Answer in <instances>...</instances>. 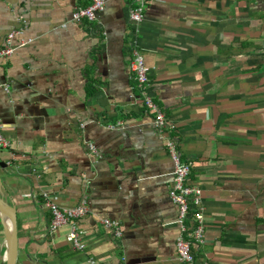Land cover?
I'll use <instances>...</instances> for the list:
<instances>
[{"label": "crops", "instance_id": "0c3cea01", "mask_svg": "<svg viewBox=\"0 0 264 264\" xmlns=\"http://www.w3.org/2000/svg\"><path fill=\"white\" fill-rule=\"evenodd\" d=\"M87 4L0 0V47L24 24L0 60L15 264H181L172 162L128 66V1L72 21ZM137 43L148 91L191 162L188 183L201 190L196 264H264V0H147ZM43 193L61 208L83 202L87 214L50 233ZM73 226L79 246L66 240ZM5 249L0 221V264Z\"/></svg>", "mask_w": 264, "mask_h": 264}, {"label": "built area", "instance_id": "2783aa9c", "mask_svg": "<svg viewBox=\"0 0 264 264\" xmlns=\"http://www.w3.org/2000/svg\"><path fill=\"white\" fill-rule=\"evenodd\" d=\"M88 4L84 7H76L71 13L72 21H80L85 19L88 22L96 20L97 14L104 8L105 0H87ZM128 1V25L130 28L128 43L130 49L129 69L132 72L133 88L137 93L136 99H139L141 106H143L146 113H153L152 124L156 128L158 134L163 136L164 145L167 150L173 166L172 182L169 187V196L171 200L177 205L176 224L178 233L175 238V254L176 259L181 264H196L195 251L199 244L203 242V205L201 190L196 185L188 183V176L191 171V162L183 159L177 145V139L173 137L170 131L166 128L165 119L162 111L159 109L157 103L153 100L148 91L149 68L145 65L143 56L138 48L137 33L139 25L143 17V11L147 0H127ZM20 27L10 30L4 39L3 45L0 47V60L10 56L13 52L12 41L15 36L23 33ZM28 38L22 44L30 42ZM91 153H95L91 143H87ZM9 142L2 133L0 126V148H8ZM33 171V172H32ZM31 173L34 179L39 181L40 174L32 169ZM44 196V205L48 208L50 213L48 229L50 233L66 224L67 222H74L80 217L87 214V207L83 202L71 207L61 208L55 205L46 195ZM103 227L112 232L114 237L119 238L122 230L117 221L112 219H103ZM66 240L72 246H79L78 236L75 232L74 226L72 230L66 235Z\"/></svg>", "mask_w": 264, "mask_h": 264}, {"label": "water", "instance_id": "95a60500", "mask_svg": "<svg viewBox=\"0 0 264 264\" xmlns=\"http://www.w3.org/2000/svg\"><path fill=\"white\" fill-rule=\"evenodd\" d=\"M0 165H2L0 163ZM2 183L0 180V221L5 236L6 249L4 254V264H15L17 258V224L16 209L14 205L7 201L2 194ZM4 217L8 219V224L4 222Z\"/></svg>", "mask_w": 264, "mask_h": 264}, {"label": "bare ground", "instance_id": "6f19581e", "mask_svg": "<svg viewBox=\"0 0 264 264\" xmlns=\"http://www.w3.org/2000/svg\"><path fill=\"white\" fill-rule=\"evenodd\" d=\"M146 65V64H145ZM147 66V65H146ZM148 67V66H147ZM149 68V67H148ZM150 69V68H149ZM131 71V70H130ZM149 72V71H148ZM132 73V72H131ZM132 76V75H131ZM133 79V77H132ZM134 82V81H133ZM4 222L6 223V225L8 224V219L4 217Z\"/></svg>", "mask_w": 264, "mask_h": 264}]
</instances>
